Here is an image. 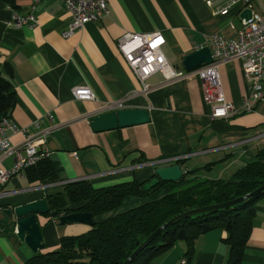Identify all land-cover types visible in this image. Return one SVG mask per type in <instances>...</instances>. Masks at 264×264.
Returning <instances> with one entry per match:
<instances>
[{
    "label": "crops",
    "instance_id": "crops-1",
    "mask_svg": "<svg viewBox=\"0 0 264 264\" xmlns=\"http://www.w3.org/2000/svg\"><path fill=\"white\" fill-rule=\"evenodd\" d=\"M108 16L89 23L69 39V15L60 0H43L31 9V0H17L16 8L0 1V64L16 93L10 114L18 126L29 125L45 113H52L60 128L53 131L43 149L57 182L41 185L24 171L0 184V264H24L33 256L19 241L14 221L4 209H13L61 193L63 184L86 181L94 188H105L136 180L146 182L156 168L171 166L164 161L184 157L180 167L187 179L230 180L264 149V103H255L251 112L242 108L255 80L243 75L238 60L219 65V76L227 102L235 107L228 120L211 118V109L194 74L165 83L154 75L148 92L130 71L117 50V40L128 33L159 32L165 39L163 55L179 71L182 59L196 49L208 46L219 34L228 40L241 27L242 5L229 8L228 15L216 14L233 0H106ZM252 13L264 17V0H249ZM14 13L32 14V28L6 27ZM87 86L96 101H76L71 90ZM264 89V84L262 85ZM107 103H122L123 109H147L150 122L95 133L89 121L103 112ZM13 143L19 134L8 133ZM12 159L0 168L10 169ZM178 185L168 183L147 197H125L119 208L97 220L131 210L141 204L175 192ZM4 194V195H2ZM47 201V200H46ZM44 248H58L62 237L86 234L82 224L61 226L57 218L37 215ZM226 233L215 230L199 236L193 243L190 261L187 246L177 242L148 264H225L229 247ZM240 264H264V197L256 202L251 229Z\"/></svg>",
    "mask_w": 264,
    "mask_h": 264
},
{
    "label": "trees",
    "instance_id": "trees-1",
    "mask_svg": "<svg viewBox=\"0 0 264 264\" xmlns=\"http://www.w3.org/2000/svg\"><path fill=\"white\" fill-rule=\"evenodd\" d=\"M0 1L16 8L17 0ZM8 70L7 63L0 64V120L10 116L15 106V90L10 80L3 76V72L10 74ZM181 163L179 161L175 164L180 166ZM25 171L41 185L57 182L55 172L46 159ZM188 174H183L179 182L173 183L178 185L177 191L99 221L97 218L117 210L125 197H147L168 183L160 182L147 192H143L142 187L149 180L142 183L132 180L105 188H94L86 181L63 185V194L46 197L49 211L44 216L58 219L72 212L90 213L95 224L86 234L60 238L58 248H44L24 264H121L147 237L170 219L189 210L245 196L264 185V149L258 151L255 159L239 169L228 181L199 182L195 178L187 179ZM263 197L264 190L240 205L177 222L164 229L130 264H148L177 242L186 244L185 256L190 261L194 241L215 230L226 233L224 242L229 247V254L225 264H240L255 204Z\"/></svg>",
    "mask_w": 264,
    "mask_h": 264
},
{
    "label": "built area",
    "instance_id": "built-area-1",
    "mask_svg": "<svg viewBox=\"0 0 264 264\" xmlns=\"http://www.w3.org/2000/svg\"><path fill=\"white\" fill-rule=\"evenodd\" d=\"M31 9H34L43 0H31ZM65 12L69 15L67 29L61 33L63 39H69L80 32L89 23H97L108 16L106 0H60ZM242 5L248 8L249 0H233L216 14L228 15L229 8ZM36 17L32 14L26 16L14 13L6 27L15 29L32 28ZM232 40L215 34L208 41L212 62L202 65L195 71H179L170 65L163 55L165 39L159 32L139 34L128 33L117 40V50L126 65L141 84L142 91L148 92L149 78L154 75L162 76L165 83L183 80L194 74L204 97L211 109V118L228 120L234 113L235 107L227 102L223 93L219 76V65L238 60L242 63L243 75L253 77L255 82L251 86L247 98L242 103L243 111L251 112L255 103H264V17L252 13L250 20L241 19V27ZM72 98L76 101H96V97L87 86H77L71 90ZM104 110L114 111L123 109L122 103H107ZM60 128L54 123L52 113H45L29 125L18 126L12 122L11 117L0 120V165L5 159H12L10 169L0 168V184H4L12 177L22 174L26 169L34 167L46 159L47 153L43 149L47 139L54 130ZM8 133L19 134L21 140L13 143ZM184 157H170L165 164L176 165ZM77 181H71L73 183ZM68 184L67 182L63 185ZM4 195V194H2ZM1 196V194H0ZM179 264H187L182 259Z\"/></svg>",
    "mask_w": 264,
    "mask_h": 264
},
{
    "label": "water",
    "instance_id": "water-1",
    "mask_svg": "<svg viewBox=\"0 0 264 264\" xmlns=\"http://www.w3.org/2000/svg\"><path fill=\"white\" fill-rule=\"evenodd\" d=\"M252 17V10L250 8L244 9L240 14V19L245 21ZM212 62L211 52L208 46L200 47L194 52L186 55L182 59V67L186 72L195 71L202 65H207ZM150 122L149 111L147 109H120L109 112H103L94 115L90 118L89 124L93 132L111 131L117 128H125L130 126H137L148 124ZM155 177L150 179L142 187L143 192H147L157 186L160 182L176 183L179 182L183 176V171L179 165H171L167 167L156 168L154 171ZM264 190V185L255 189L251 193L235 198L233 200L210 205L203 208L186 211L159 227L154 231L145 241H143L138 248L133 251L129 257L121 264H130L135 257L147 247L164 229L187 219L191 216H196L202 213L214 212L216 210H223L242 204L244 201L258 195ZM48 204L46 199H40L25 205L15 207L13 209H4L2 212L9 220H13L14 231L16 237L20 242L24 243L33 255L44 249L43 237L40 225L37 221V215H46L48 213ZM58 224L61 226H68L73 224H82L89 227L94 226L95 219L90 213H75L61 215L58 217ZM0 229L3 233L8 234L10 231L5 225L0 223Z\"/></svg>",
    "mask_w": 264,
    "mask_h": 264
},
{
    "label": "rangeland",
    "instance_id": "rangeland-1",
    "mask_svg": "<svg viewBox=\"0 0 264 264\" xmlns=\"http://www.w3.org/2000/svg\"><path fill=\"white\" fill-rule=\"evenodd\" d=\"M156 192V191H155Z\"/></svg>",
    "mask_w": 264,
    "mask_h": 264
}]
</instances>
